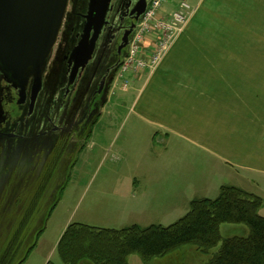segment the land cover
<instances>
[{
    "label": "crops",
    "instance_id": "1",
    "mask_svg": "<svg viewBox=\"0 0 264 264\" xmlns=\"http://www.w3.org/2000/svg\"><path fill=\"white\" fill-rule=\"evenodd\" d=\"M176 2L168 0L162 14ZM187 2L193 14L159 66L113 82L112 90L119 83L129 92L137 125L121 144L138 151V168L104 179L114 184L111 202L88 226H168L191 200L214 199L225 185L260 197L264 217V0ZM99 119L90 138L106 132H94Z\"/></svg>",
    "mask_w": 264,
    "mask_h": 264
},
{
    "label": "flooded vegetation",
    "instance_id": "2",
    "mask_svg": "<svg viewBox=\"0 0 264 264\" xmlns=\"http://www.w3.org/2000/svg\"><path fill=\"white\" fill-rule=\"evenodd\" d=\"M89 2L68 0L37 95L33 96L31 78L21 92L19 80L0 67V167H12L5 185L11 188L0 190L4 208L21 188L33 187L54 161L55 176L69 150L75 166L111 96L117 70L145 12L138 16L135 11L139 0H109L92 53L83 63L78 48L83 39L88 44L94 37L93 30L87 37L83 31Z\"/></svg>",
    "mask_w": 264,
    "mask_h": 264
},
{
    "label": "trees",
    "instance_id": "3",
    "mask_svg": "<svg viewBox=\"0 0 264 264\" xmlns=\"http://www.w3.org/2000/svg\"><path fill=\"white\" fill-rule=\"evenodd\" d=\"M56 166L54 161L34 189L21 188L0 211V264H23L35 247L43 231L35 228L39 221L43 222L40 218L53 211L65 186L64 183L55 202L45 212L43 192ZM29 191L32 193L28 197L22 194ZM262 203L252 193L225 185L214 199L191 200L186 214L168 226L130 225L107 229L72 223L58 241L57 254L63 264H127V258L133 254L148 262L184 245L196 246L207 253L221 243L219 252L207 264H264V217L258 213ZM223 224L244 225L249 233L245 237L222 238L219 228ZM32 234L34 241L27 245Z\"/></svg>",
    "mask_w": 264,
    "mask_h": 264
},
{
    "label": "rangeland",
    "instance_id": "4",
    "mask_svg": "<svg viewBox=\"0 0 264 264\" xmlns=\"http://www.w3.org/2000/svg\"><path fill=\"white\" fill-rule=\"evenodd\" d=\"M167 2L168 0L160 1L154 8L153 13L147 21V27H145L146 29L142 33V43L138 44L143 62L147 65L143 67L142 71L152 72L159 66L173 42L183 31L189 17L193 14V10L190 8L187 0H177L174 10L162 14V9ZM181 2H186L189 6V13L186 17V22L173 28L172 34L169 32V25L173 23L172 14L178 10ZM156 25H158L157 28H155ZM165 45L166 47H164ZM154 59H157L155 64L153 63ZM126 74L123 75V78ZM123 78H117L116 80L122 83ZM119 87L118 83L113 90L111 89V103L107 104L104 108L95 128V133L99 132V130H106L102 138L100 139L98 135L89 137L90 139L84 145L74 167L72 161L73 153L69 150L56 175L47 180V186L43 192L45 212L55 202L64 183L65 186L58 203L50 215L47 216L45 214V217L40 218L41 221L43 220L42 223L38 219L39 224L35 230L37 231L42 228L43 231L38 236L35 247L28 255L30 256V264H41L47 255L49 256L47 264H63L57 254L56 244H58L57 242L66 221L69 219L70 223L79 222L87 225H98V219L101 217L102 212L106 210L108 203L111 202L110 191L114 186L112 183H103L104 179L109 176L130 175L135 173L136 168H138V151L125 150L121 144V140L125 137L127 130L131 126L137 125V123L134 116L129 112V92L125 93ZM116 133L120 134V137L112 145L113 139L117 136ZM157 151L155 149L153 154L157 153ZM146 164L147 160L143 159V166H146ZM11 172V166L0 167V190H3L5 187V192H7V188L8 190L11 188V184L5 186L11 177ZM35 182L32 184L33 189L34 185L38 184V181ZM103 186H106V188L102 189ZM107 187L111 190H108ZM32 191L22 194L28 197ZM3 204L4 202H1L0 211L4 209ZM41 215L40 217H42ZM172 223L174 222H171L169 225ZM219 230L222 238L245 237L249 233L246 226L237 224H223ZM33 237L34 234L31 235L27 245L33 243ZM220 245L221 243L207 253L201 252L196 246L184 245L162 258H153L148 262H143L138 255L133 254L127 258V264H207L219 252Z\"/></svg>",
    "mask_w": 264,
    "mask_h": 264
},
{
    "label": "water",
    "instance_id": "5",
    "mask_svg": "<svg viewBox=\"0 0 264 264\" xmlns=\"http://www.w3.org/2000/svg\"><path fill=\"white\" fill-rule=\"evenodd\" d=\"M109 0H90L84 35L93 30L90 43L79 46L83 63L90 57L93 43L107 11ZM68 0H0V67L19 80L21 92L33 80V96L41 88L42 75L57 40ZM138 16L146 0L137 3ZM82 62V61H81ZM82 63V64H83Z\"/></svg>",
    "mask_w": 264,
    "mask_h": 264
},
{
    "label": "built area",
    "instance_id": "6",
    "mask_svg": "<svg viewBox=\"0 0 264 264\" xmlns=\"http://www.w3.org/2000/svg\"><path fill=\"white\" fill-rule=\"evenodd\" d=\"M160 1L163 2L164 0H149L148 1L147 8L143 16L140 19V22L136 28V31L134 32L131 38L130 44L128 46L127 54L125 55L122 63L119 66L116 79L117 78L122 79L124 74L129 73L131 71L143 70V67L147 66L143 62V57H142L141 51H139L138 49V44L142 43V33L146 29L145 27H147V23H148L147 21L149 20V17L153 13L154 8L160 3ZM188 13H189V6L186 4V2H181L179 4L178 10L172 14L173 23L169 25L170 33H172L173 28H176V26H179V25H183L186 22V17L188 16ZM157 26L158 25H156L155 28H157ZM164 47H166V45ZM155 62H157V59L153 60L154 64Z\"/></svg>",
    "mask_w": 264,
    "mask_h": 264
}]
</instances>
